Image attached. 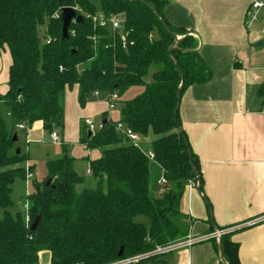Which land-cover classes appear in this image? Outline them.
<instances>
[{
  "label": "trees",
  "instance_id": "1",
  "mask_svg": "<svg viewBox=\"0 0 264 264\" xmlns=\"http://www.w3.org/2000/svg\"><path fill=\"white\" fill-rule=\"evenodd\" d=\"M168 3L0 0V55L7 50L11 58L8 89L0 96V264H39L42 251L50 254L49 264H112L188 236V219L180 207L187 184L197 176L202 185V178L179 112L174 116V111L178 96L181 100L189 87L208 84L212 72L194 38L165 19ZM64 8L73 9L76 18L62 39ZM154 12L178 40L165 31ZM99 13L122 23L124 48L118 32L93 22ZM152 67L156 69L150 74ZM134 87L142 91L121 102L119 121L112 122L104 113L96 130L80 127L79 144L100 153L89 161L87 175L93 185L87 186L85 176L74 170L71 157H63L68 147L62 145L63 155L46 162L44 179L32 184L24 202L26 213L11 212L13 185L17 179L25 180L26 157L13 152L17 134L7 129L1 108L8 110L16 126L28 130L40 123L48 136L61 135L65 91L76 88L78 104L84 108L95 92L116 93L120 101ZM256 93L264 110V83ZM117 124L142 139L154 136L151 160L115 131ZM150 161L160 167L166 181L157 198L149 193ZM138 217L147 218L149 225L138 222ZM228 236L220 239L226 262ZM162 257L154 255L137 264H160Z\"/></svg>",
  "mask_w": 264,
  "mask_h": 264
},
{
  "label": "crops",
  "instance_id": "2",
  "mask_svg": "<svg viewBox=\"0 0 264 264\" xmlns=\"http://www.w3.org/2000/svg\"><path fill=\"white\" fill-rule=\"evenodd\" d=\"M251 1L169 0L164 9L165 19L173 27L185 30L194 38L197 50L212 72L208 84L191 86L183 93L178 110L181 129L199 160L202 178L201 194L188 183L180 207L188 219L190 237L227 230L264 216V110L256 93L264 83V13L260 14L258 23L247 28ZM10 64L11 58L6 50L0 55V96L8 89ZM141 91L140 87L129 89L112 111L108 110L106 95L92 97L84 108H80L77 89L65 91L64 124L75 128L76 137H66L65 127L59 136L62 145L71 147L76 144L82 149V155L69 153L67 149V156L73 159L74 170L85 176L87 186L93 185L87 175L89 161L98 159L100 153L87 151L79 144L80 127L88 129L84 125L86 120L92 123L91 118H85L83 111L96 107L99 110L95 115L101 114V123L104 113L107 119L117 122L120 113L115 110L121 102L134 98ZM1 116L3 120L4 117L10 119L4 107ZM12 125L11 129L15 131L27 132L29 142L45 133L40 123L28 130L18 129L13 122ZM14 150L15 147L13 152H16ZM26 159L35 168L30 159ZM79 161L86 164V169L77 167ZM156 166L162 174L160 167ZM32 172L34 174V169ZM227 235L224 247L228 262L264 264V220L223 236ZM160 264L223 262L218 241L212 239L164 255Z\"/></svg>",
  "mask_w": 264,
  "mask_h": 264
},
{
  "label": "rangeland",
  "instance_id": "3",
  "mask_svg": "<svg viewBox=\"0 0 264 264\" xmlns=\"http://www.w3.org/2000/svg\"><path fill=\"white\" fill-rule=\"evenodd\" d=\"M155 67H152L150 69V74H152L155 71ZM99 110V109H98ZM97 108L93 109H85L83 111V114L85 118H91L93 123V128L96 130L98 126L101 123V114L95 115V113L98 111ZM115 112L120 113V107H118ZM81 114V116L83 115ZM4 121L6 124V127L11 129L14 125H12V122L9 118L4 117ZM66 130V137L70 139H74L76 137L75 128L70 127L69 125H65ZM17 134L18 141L15 143V150L20 151L21 156H25L26 158L30 159L32 165L35 167L29 165L27 162V159L24 158L23 162V168L26 171V168L30 172L34 169L33 178L30 181H25L24 179H17L13 185V191L11 195V199L14 202V208L11 210V212L15 211H21L24 213L23 205L26 201V197L32 190V184L34 182H41L45 175H46V162L51 160H56L61 157V146H57L53 144L50 141V137L46 133H41V135L38 136V138H35V140H32L29 142L27 138V132L25 131H15ZM154 139V136L149 134L148 137L142 139L139 138L138 146L142 150L143 153L148 155L150 153V141ZM68 152L75 153L77 155H82L83 151L78 145L73 144L71 147H68ZM65 156V155H64ZM63 156V157H64ZM29 166V167H28ZM76 166V165H75ZM86 164L84 162H77V167L80 169H86ZM163 179L162 174L160 173V170L156 166L155 163L150 162L149 163V193L150 196L153 198H157L159 193L162 191L163 187L159 186V182ZM80 189V188H79ZM1 214V211H0ZM138 222H141L145 226L149 225V221L145 217H138L136 219ZM49 253L47 251H42L39 253V264H48L49 260ZM164 256V255H162Z\"/></svg>",
  "mask_w": 264,
  "mask_h": 264
},
{
  "label": "built area",
  "instance_id": "4",
  "mask_svg": "<svg viewBox=\"0 0 264 264\" xmlns=\"http://www.w3.org/2000/svg\"><path fill=\"white\" fill-rule=\"evenodd\" d=\"M261 12H264V0H252L250 5H249L248 11H247V19H246L247 28L258 23V21L260 19ZM93 22L96 23L100 28H109L111 31L118 32L120 35L122 33V23L114 17H105L99 13L93 17ZM121 36H122L121 44H122V47L124 48L125 47V41H124L123 35H121ZM98 96H99L98 92H95L92 95V97H98ZM106 100H107V105H108L109 111L114 110L117 106V103H119V98H118L116 93L107 95ZM84 125H86L88 127L89 131L94 130L93 125L89 120H86L84 122ZM17 128L20 130H26L23 125H17ZM115 131L118 134H120L129 143L134 144L137 147H139L138 146L139 137L135 133H133L130 129L125 128L121 124H117L115 127ZM49 137H50V141L53 144H55L57 146H62V140H61V138L57 132H53L52 134H50ZM147 156L149 157L150 160L152 159V155L150 153ZM25 172H26L25 181L27 182V181L32 180L33 172H30L28 170V168H26ZM87 174H88V172H87ZM196 179L198 180L197 177H196ZM197 180L189 182V185L196 187ZM158 184L160 187L164 188L166 185L165 179H162ZM23 209H24V212L26 213L27 203H25L23 205ZM263 220H264V216L257 219V220H254L252 222L245 223L244 225H241V226H235V227L229 228L227 230H216L212 234H209V235L200 236V237L187 236L186 238H184L178 242L170 243L164 247H157L155 250H153L149 253H145V254L135 256L132 258L123 259V260L117 261V262L112 263V264H137L139 261H141L143 259H147V258L152 257L154 255H167V254H170V253L182 250V249L190 248L196 244L206 242V241H209L212 239L218 241L227 232L233 231L239 227H249V226H252L254 224L260 223Z\"/></svg>",
  "mask_w": 264,
  "mask_h": 264
},
{
  "label": "water",
  "instance_id": "5",
  "mask_svg": "<svg viewBox=\"0 0 264 264\" xmlns=\"http://www.w3.org/2000/svg\"><path fill=\"white\" fill-rule=\"evenodd\" d=\"M155 14V17L161 22V20L159 19L158 15L156 12H154ZM76 18V14L74 12L73 9H70V8H64L61 10V20H62V30H61V35H62V39L66 38L67 37V30H68V27L71 23L72 20H74ZM81 18L78 17L77 18V21H80ZM163 28L165 29V31L169 34H171L172 36H174L171 31L166 27V25L161 22ZM175 37V36H174ZM176 40H178L177 37H175ZM174 48H170L169 51H172ZM178 104L175 108V111H174V116L176 115L177 111L179 110V103H180V99H179V96H178ZM179 131V129H178ZM91 132L88 133V135H90ZM12 142H16V138L15 136L12 138ZM16 155H19V150H16ZM64 158H67V155L64 156ZM197 177V176H196ZM49 184V181L46 182V185ZM196 188H197V191L199 194H201V185L199 183V181L197 180V185H196ZM38 217L35 219V221L33 222V224L31 225L30 227V231L33 232L35 229H36V226H37V223H38ZM218 250H219V255H220V258L223 262V264H225V261L223 259V252H222V247H221V243H220V239L218 240ZM122 255V249L119 251L118 253V257H120Z\"/></svg>",
  "mask_w": 264,
  "mask_h": 264
}]
</instances>
